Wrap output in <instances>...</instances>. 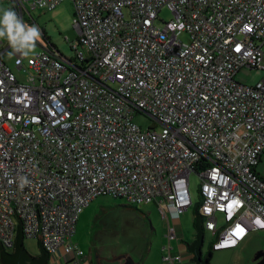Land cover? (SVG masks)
<instances>
[{"label": "built area", "instance_id": "2783aa9c", "mask_svg": "<svg viewBox=\"0 0 264 264\" xmlns=\"http://www.w3.org/2000/svg\"><path fill=\"white\" fill-rule=\"evenodd\" d=\"M9 1L22 18L29 2L66 0ZM70 1L74 58L16 54L15 71L0 40V241L14 244L18 220L39 240L41 225L51 255L79 261L72 238L90 202H155L175 220L194 203L192 172L213 250L264 230V74L235 79L243 67L264 73V0ZM136 113L160 127L143 129Z\"/></svg>", "mask_w": 264, "mask_h": 264}, {"label": "rangeland", "instance_id": "374dc122", "mask_svg": "<svg viewBox=\"0 0 264 264\" xmlns=\"http://www.w3.org/2000/svg\"><path fill=\"white\" fill-rule=\"evenodd\" d=\"M26 10L24 17H20L9 0H0V15L3 10H13L26 24L36 25L41 31V38L33 55L49 49L60 53L68 58H74L75 52L70 42L78 37V31L74 26L75 8L70 0L59 4L56 8L49 10L41 7H31ZM161 16L170 19L171 13L168 9L161 11ZM158 24L163 26L162 21ZM183 39L188 41L189 36ZM8 45L7 39H0ZM12 49L9 51L11 52ZM5 55V60L13 70L16 71L15 55ZM263 71L243 67L235 74V79L247 85H254L263 78ZM134 122L143 129L155 126V122L144 113H136ZM159 128L160 125L155 126ZM257 172L264 177V153L256 167ZM191 193L194 200L192 206L186 209L179 218L173 220L164 218L161 207L155 202L130 206L122 198L102 196L90 202L80 214L73 235V241L85 255L93 254L95 261L98 257L120 258L131 254L135 262L139 264H166L171 257H178L182 250L179 244L192 242L196 238L194 219L196 216V205L200 199L201 178L197 172L190 175ZM169 226H175L178 237L170 240L168 236ZM257 246L264 250V230H257ZM214 238V239H213ZM215 235L205 231L202 252L204 257L211 249ZM26 247L33 255L40 253L39 240L27 237ZM258 251V250H257ZM256 251V252H257ZM243 248H229L213 250L212 259L209 264H256L254 255ZM187 254L185 253V256ZM125 264V263H124ZM194 264H200L195 262Z\"/></svg>", "mask_w": 264, "mask_h": 264}, {"label": "clouds", "instance_id": "9594fccd", "mask_svg": "<svg viewBox=\"0 0 264 264\" xmlns=\"http://www.w3.org/2000/svg\"><path fill=\"white\" fill-rule=\"evenodd\" d=\"M41 31L36 25L26 24L13 10H3L0 15V39H7L12 51L9 56L19 54L25 58L36 51Z\"/></svg>", "mask_w": 264, "mask_h": 264}, {"label": "crops", "instance_id": "0c3cea01", "mask_svg": "<svg viewBox=\"0 0 264 264\" xmlns=\"http://www.w3.org/2000/svg\"><path fill=\"white\" fill-rule=\"evenodd\" d=\"M257 236H258V231L251 230L246 236V238L243 241H241L240 244L237 247H235V249L243 248L247 250L249 253H253L254 251L256 252L258 250L255 253L256 255L260 250H263V249H260L261 246H258L256 248L257 246L256 241L258 239ZM179 246H180V249L182 250V253L178 255H181V257L180 259L175 258L174 262L170 264H194L195 262H199L198 260L193 259L194 253L188 250L187 246L184 245L185 251L183 250L181 244H179ZM202 247H201V250H202ZM185 253L187 254L186 256H185ZM128 255H131V254H128ZM202 255H203V252H202ZM255 255H254V261H256ZM124 263H125L124 256H121L120 258H114V259L99 256L98 262H96L93 254L85 255L79 261H71V260H68L67 256L61 251H58L57 253L52 255V258L50 261V264H124ZM136 263L139 264L138 262Z\"/></svg>", "mask_w": 264, "mask_h": 264}, {"label": "water", "instance_id": "95a60500", "mask_svg": "<svg viewBox=\"0 0 264 264\" xmlns=\"http://www.w3.org/2000/svg\"><path fill=\"white\" fill-rule=\"evenodd\" d=\"M198 208V207H197ZM196 208V215H197V226L199 228L198 232V237L196 242L193 245H188L189 249L194 253L193 259L198 260L200 264H204L205 260H201L199 257V251H200V245H201V223H202V218L197 212ZM19 221L20 227H19V233L18 237L16 240L15 248H14V254L13 255H7L4 253L2 246L0 244V251H1V261H3L5 264H46V252L43 249L41 245V238H40V230H41V225H40V230L38 233L39 236V247L43 252V257L41 259H33L27 256L24 252V249L22 247V234H21V221ZM125 258V264H137L134 261V258L130 255H124ZM261 259V260H259ZM255 260L256 264H262L264 260V250H260L256 255H255ZM259 260V261H257Z\"/></svg>", "mask_w": 264, "mask_h": 264}, {"label": "trees", "instance_id": "16d2710c", "mask_svg": "<svg viewBox=\"0 0 264 264\" xmlns=\"http://www.w3.org/2000/svg\"><path fill=\"white\" fill-rule=\"evenodd\" d=\"M201 205V196H200V199L196 205V208H197V212L199 213V207ZM130 206H133V205H130ZM200 215V213H199ZM201 216V215H200ZM20 227V226H19ZM19 227L18 229L16 230V234H15V239H14V244L12 246H7L5 245L3 242L0 241V244L2 246V249L4 251V253H6L7 255H13L14 254V248H15V244H16V240H17V237H18V233H19ZM194 227L196 229V238L192 241V242H186V246L189 249V246L188 245H193L196 240H197V237H198V232H199V228L197 226V215L195 216V219H194ZM204 233H205V229H204V224H203V220H202V223H201V245H200V251H199V257L201 260H205V263L204 264H209L211 259H212V255H213V249H212V246H211V249L209 250L208 254L204 257L202 255V250H201V247L204 245ZM21 234H22V247L24 249V252L27 256H29L30 258H33V259H41L43 257V252L42 250H40V253L38 255H33L29 252V250L27 249L26 247V244H25V241H26V238L27 236L25 235V233L23 232L22 230V227H21ZM42 245V244H41ZM212 245V244H211ZM43 247V246H42ZM43 249L45 250L46 252V264H50V261H51V258H52V255L43 247ZM191 251V250H190ZM215 251V250H214ZM0 264H5L3 261H1V251H0Z\"/></svg>", "mask_w": 264, "mask_h": 264}, {"label": "snow or ice", "instance_id": "6c2138e0", "mask_svg": "<svg viewBox=\"0 0 264 264\" xmlns=\"http://www.w3.org/2000/svg\"><path fill=\"white\" fill-rule=\"evenodd\" d=\"M243 232H244V230L243 229H239L238 230V232H237V235L239 236V235H242L243 234Z\"/></svg>", "mask_w": 264, "mask_h": 264}, {"label": "flooded vegetation", "instance_id": "af4514ba", "mask_svg": "<svg viewBox=\"0 0 264 264\" xmlns=\"http://www.w3.org/2000/svg\"><path fill=\"white\" fill-rule=\"evenodd\" d=\"M259 260H261V259H259ZM259 260H257V261H259ZM262 264H264V260H263V263Z\"/></svg>", "mask_w": 264, "mask_h": 264}]
</instances>
